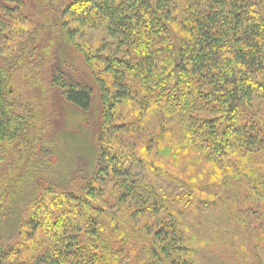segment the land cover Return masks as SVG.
<instances>
[{
	"label": "rangeland",
	"instance_id": "1",
	"mask_svg": "<svg viewBox=\"0 0 264 264\" xmlns=\"http://www.w3.org/2000/svg\"><path fill=\"white\" fill-rule=\"evenodd\" d=\"M77 1L26 2L25 11L15 13L0 35L1 60L6 59L12 70L9 100L16 114L33 121L29 136L5 147L0 162V203H4L3 195L13 191L15 180L18 182L34 166L36 178L53 181L88 202L71 224L76 228L73 233L79 234L77 241L83 245L76 248H85V254L90 255L79 262L75 250L68 260L72 264H87L91 253L100 254L96 245L94 248L95 238L90 235L92 226L85 221L87 218L101 219V227L107 225L110 231L106 236H113L111 250L120 254L122 264H143L142 249L150 246L159 221L168 216L165 222L172 216L189 240L188 246L212 247L211 252L217 254L216 263L202 253L201 260L191 258L195 264H264V199L255 190L258 183L264 186L262 155L246 158L242 154L230 162L209 158L208 152L202 153L190 143L183 127L167 114L157 95L137 80L138 94L114 103L104 140L97 142L100 99H110L116 90L98 59L123 56L117 51L125 47L119 45V36L107 26L78 23L64 16V11ZM75 81L93 91V108L84 115L89 121L65 101V87L70 84L66 82ZM244 122L248 126L254 122V130L264 138L261 99H253ZM103 147L123 157L156 195L161 196L156 189L161 183L172 185L174 189L162 195L163 205L160 200L144 202L136 190L123 195L118 176L104 177L87 190L96 168L93 151ZM90 190L93 192H87ZM55 195L46 194L50 201L43 222L33 238L20 239L13 259L27 264H44L43 255L53 256L58 264L65 259L63 233L54 226L61 216L62 200ZM153 204L160 209L151 213L139 209L155 208ZM114 234L126 235L125 240L136 241L138 247L122 249L121 239Z\"/></svg>",
	"mask_w": 264,
	"mask_h": 264
},
{
	"label": "trees",
	"instance_id": "2",
	"mask_svg": "<svg viewBox=\"0 0 264 264\" xmlns=\"http://www.w3.org/2000/svg\"><path fill=\"white\" fill-rule=\"evenodd\" d=\"M29 1L32 0H0V35L9 27L8 21L15 13L25 11ZM63 15L74 22L107 26L119 36V45L125 47L117 51L123 56L98 59L116 88L110 99L105 96L100 99L102 110L96 116L99 144L104 140L114 103L137 95L138 87L134 83L137 80L157 95L167 114L183 127L190 143L202 153L208 152L209 158L218 157L225 162L237 156L241 158L242 154L246 158L260 154L264 158V138L254 130V122L250 126L244 122L253 99L264 102V0H78ZM11 73L7 60L0 57V162L6 145L29 136L33 125L29 116L18 115L13 110L8 92ZM67 83L70 84L65 87V101L84 117L93 108V91L76 81ZM93 153H96V168L90 185L85 187L87 190L104 177L118 176L123 195L136 190L144 202L160 200L163 205L162 195L174 189L161 183L156 187L161 196L156 195L146 179L123 157L104 147ZM36 174L34 166L30 167L18 182L15 180L13 191L2 196L0 264H27L13 258L20 239L33 238L43 222L50 201L46 194H56L62 201L76 204L70 206L61 201V216L55 219L54 226L61 228L66 248L61 264H72L68 260L75 250L82 262L90 254H85V248L78 249L83 245L77 241L79 234L73 233L75 227L71 223L83 206L88 207V202L53 181L36 178ZM255 190L264 199L261 183ZM156 205L139 209L151 213L160 209ZM166 220L159 221L150 246L142 249L143 264H195L191 258L201 260L202 253L216 263L217 254L211 252L212 247L188 246L189 240L172 216ZM85 221L91 224L94 248L96 245L100 251V254L91 253L92 259L87 264H122L120 254L111 250L113 236H106L110 231L107 225L101 227V219ZM68 228L70 233L65 234ZM116 234L122 241V249L138 247L136 241L125 240L126 235ZM41 259L44 264L59 263L53 256L43 255Z\"/></svg>",
	"mask_w": 264,
	"mask_h": 264
}]
</instances>
